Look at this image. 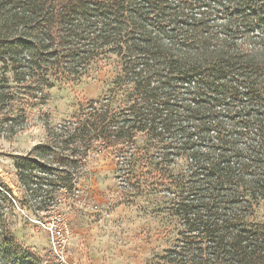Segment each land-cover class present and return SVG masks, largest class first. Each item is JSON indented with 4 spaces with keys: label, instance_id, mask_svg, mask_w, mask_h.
<instances>
[{
    "label": "trees",
    "instance_id": "16d2710c",
    "mask_svg": "<svg viewBox=\"0 0 264 264\" xmlns=\"http://www.w3.org/2000/svg\"><path fill=\"white\" fill-rule=\"evenodd\" d=\"M101 56L117 60L107 104L123 109L90 104L39 148L131 153L142 135L147 152L166 150L144 161V181L176 189L185 227L162 259L264 264V0H0V123ZM0 231L3 245L16 242L2 220Z\"/></svg>",
    "mask_w": 264,
    "mask_h": 264
},
{
    "label": "rangeland",
    "instance_id": "374dc122",
    "mask_svg": "<svg viewBox=\"0 0 264 264\" xmlns=\"http://www.w3.org/2000/svg\"><path fill=\"white\" fill-rule=\"evenodd\" d=\"M100 58L83 78L56 84L45 104L38 92L21 98L16 122L0 123V220L16 240L0 241V264H62L58 253L68 264H172L162 258L185 229L175 215L176 189L156 182L158 175L144 181V161L158 160L164 148L148 153L142 135L131 153L127 145L99 143L84 158L78 147L39 148L50 139L48 128L64 127L90 104L123 109L122 102L107 104L117 60ZM185 166L179 161L172 172L183 175ZM256 216L264 221V202Z\"/></svg>",
    "mask_w": 264,
    "mask_h": 264
},
{
    "label": "built area",
    "instance_id": "2783aa9c",
    "mask_svg": "<svg viewBox=\"0 0 264 264\" xmlns=\"http://www.w3.org/2000/svg\"><path fill=\"white\" fill-rule=\"evenodd\" d=\"M58 256L62 259V264H68V262L64 256H62L60 253H58Z\"/></svg>",
    "mask_w": 264,
    "mask_h": 264
}]
</instances>
